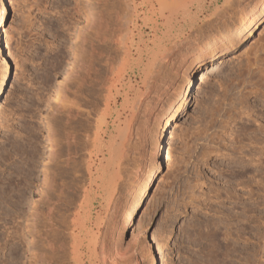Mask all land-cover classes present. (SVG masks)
<instances>
[{"label":"rangeland","instance_id":"374dc122","mask_svg":"<svg viewBox=\"0 0 264 264\" xmlns=\"http://www.w3.org/2000/svg\"><path fill=\"white\" fill-rule=\"evenodd\" d=\"M256 1L178 0L172 6L159 9L155 0H0L6 6L0 28V76L7 75L0 98V192L7 178H15L25 166L23 161L33 159L28 206L25 204L23 213L24 238L11 237L0 244V264L3 261L6 264H76L73 251L78 243L74 236L77 234L85 239L78 246L80 251H86L87 262L83 264H94L89 253L101 254L102 246L106 255L119 248V264H245V256H249L252 248H261L258 257L264 262V247L247 245L241 234L245 222L231 218V207L242 206L233 197L237 188L242 189L235 176L241 165L243 168L244 164L247 168L256 165L248 157L243 164L238 154L232 152L234 133L244 132L243 125L250 123L257 122V126L261 124L264 128V17L251 34L233 42H219L209 53L211 56L203 59L195 70L193 62L195 49L200 44L226 31ZM90 11L105 19L106 29H93L88 34ZM83 47L88 51L85 56L94 65V75L78 82L70 71ZM169 58H173L174 71L171 81L151 105L155 108V117L150 132L144 140L141 136L133 139V146L138 142L141 145L132 147L136 152L131 151L127 160H119L116 173L107 148L114 149L118 137L119 147L122 145L133 106L148 93L147 80L157 75L158 67L153 65L160 64L164 69V64L170 65L166 63ZM152 69L156 74L149 75ZM202 69L207 72L206 77L193 84L168 128L167 135L171 131L168 136L173 142L169 140L172 145L165 146L164 165L156 170L132 222L126 225L124 211L137 198L140 183L162 157L157 152L158 129L170 115L164 112L170 102L177 101L185 73L189 70L194 81L200 78ZM101 74L103 78L100 76L99 80L97 75ZM117 91L119 121L111 111L104 135L103 127L98 129V125L106 109L105 98ZM60 94L74 99L79 115L87 112L90 116L86 133L89 144L73 155L67 168L61 164L64 155L58 156V171L62 172L56 176L53 190H48L55 203L48 217L42 212L35 222L29 213L36 198L41 196L44 170L50 166L48 154L55 141L53 128H61L56 118H65V113L55 112L63 103ZM82 94L90 97L86 96L88 103L97 99L96 107L91 102L95 109L92 110L90 103L84 104ZM67 106L65 100L63 107ZM246 118H250L249 123ZM97 131L98 150L94 146ZM254 135L253 132L249 142V136L243 139L247 143L262 141L248 148L257 153L264 146L261 140L264 132L260 139ZM168 146H171V156L167 160ZM90 159L94 160L95 168L89 175L86 162ZM110 183V190L105 192ZM85 190L90 198L80 208ZM257 197L260 201L264 198ZM40 206L45 211L44 204ZM262 209L257 210L264 212ZM78 211L83 219L81 228L76 221ZM7 227H13L12 231L15 228L11 223ZM238 231H242L241 237ZM157 242L163 246L164 260L158 254Z\"/></svg>","mask_w":264,"mask_h":264},{"label":"bare ground","instance_id":"6f19581e","mask_svg":"<svg viewBox=\"0 0 264 264\" xmlns=\"http://www.w3.org/2000/svg\"><path fill=\"white\" fill-rule=\"evenodd\" d=\"M146 1H150V0H146ZM155 1L158 2L159 9L160 8L162 9V8H167L166 6H172V3H176L178 0H155ZM170 1H171V3H169ZM160 3H162V4H160ZM163 4H164V6L162 7ZM173 9H175V8H173ZM121 10H123V9H121ZM5 12H6V6L3 4V2H0V28L4 24V14H5ZM97 13H99V12H97ZM122 13H124V11H122ZM90 15H91V18H90L91 20H90V22H89V24L87 26V29L88 28L90 29L89 31L87 30L88 34H90L91 33L90 31L93 30V29H98V30H101V31L106 29V27H107L106 23L107 22L105 21V19L101 15L97 16L92 11H90ZM122 16H124V15H122ZM263 17H264V0H258L255 3H253L251 6H249L248 9H246L238 19H236L234 22H232V24L230 25V27L228 29L226 27V29H227L226 31H223L219 36L215 37L214 39H210L207 43H204L203 45L200 44V46L195 49V54H194L195 57L193 59L194 70L201 65V63L203 62V59H205L206 57L209 56V53L211 54L215 50V46L219 42H223V41L227 40V43H229V42H233V41H235V40H237L239 38L241 39V38L247 36V34H251L252 31L254 30V28L257 26V24L261 21V19ZM119 25H120V21H119ZM122 27H124V26H122ZM122 27H119V29L122 28ZM94 31L95 30H93L92 32H94ZM98 36H99V34H98ZM119 36L122 37L123 35L119 34ZM120 44H122V43H120ZM87 52L88 51L86 50L85 47L81 48L79 56H77V59H76L74 65H73V67H72V69L70 71V75L74 79H77L78 82L79 81H86L87 77H91V76L94 75V73L92 71L93 70V66H94L93 63H92V60L85 56V54H87ZM110 59H108V62H106V63L109 64ZM160 59L163 60L162 58H160ZM166 59H167V57H166ZM172 60H173V58H169V61H167L166 63L169 62L170 65H168V67H167L166 66L167 64H164L165 67H166L164 69L160 66V64H159V66L161 68L158 69L159 66L154 63L155 65H153V66L154 67L155 66L158 67L157 70H156L158 72H156L155 69L154 70L152 69L154 73L150 72L152 74L149 73V75H154L156 73H157V75L152 76V78L150 76H148V77H150V81L148 82V80H147V83H148V85H146L147 89L145 88L146 90H148V93L143 95L142 98L138 97V98H140L139 100L137 99L138 101L136 100L137 102L133 106L132 116H131V119H130V123L127 125V130H126L125 136L123 138L122 145L119 147V144H121V143H119V137L117 135L118 141L115 142L114 149L112 148L113 146H109L107 148L108 151H110L109 153L111 154V157H112L111 159L114 162V166L113 167L115 168L116 173L119 171L118 170L119 169V163H120L119 160L121 158L122 159L123 158L126 159V156L128 154H130V152L132 151V147L137 145L136 142H135L136 145L133 146V142H134L133 139H135V137L138 139V137L141 136L140 138H143V140H144V138L147 136L146 134H148L150 132L149 131L150 124L152 123V120L155 117L154 116L155 115V108L152 107L151 105H152V103L154 104V102L156 103L157 94H159L160 91L162 90V88L166 87L165 85L169 81H171L170 78H171L172 70H173ZM158 62H157V64H158ZM200 73L202 75H200ZM206 75H207V72L204 71V69H202L199 72L200 78L198 77L196 80L193 81V78L191 77V72H189V70H188L185 73V75H184L183 86L181 85L182 87H180V89L178 91L177 101L175 100L174 103L170 102L168 107H167V109L165 110L164 114L170 113L169 118L167 119L165 124H163V123L160 124L162 126H161V128L158 129V142L159 143H158L157 152H158V156L161 154L162 160H160L161 158H159L158 159L159 160L158 164L154 168L149 170V174L140 183V192H139L137 198L129 206H127L126 210L124 211V219H125L126 225H129L132 222L133 214L138 209V207L140 206L141 201L144 198V195H145L148 187L150 186L151 182H153V179H154V177L156 175V170L158 168H160V165H164L162 163L164 162V158H165L166 153H167L166 152L167 149L165 150V146L168 143H169L168 145H170L171 144L170 142H173V141L170 140V138L168 136L171 133V131H169L170 133L168 135H167V132L169 130L168 128H169V126L171 124V121L173 120V116H174L176 110H178V108L180 106L184 105L183 103L186 100L191 88H193L192 87L193 84H195V82L197 80L198 81L199 80L203 81V79L206 77ZM95 76H96V74H95ZM100 76L102 77V74L101 75H97L99 80H100ZM118 77H119V68H118ZM6 82H7V75H6V73H4L3 75L0 76V98H1V95L3 93V89L5 87ZM143 83L141 85H143ZM143 94H144V92H143ZM82 95L83 96L81 98H82V101L84 102V104L88 103L87 97H89V96H87L86 94H82ZM98 95H100V94H98ZM91 96H94V94L91 95ZM67 97H66L65 94H60V98H59L60 102L64 103V101L66 100L68 102V106L66 108H64L63 107V103H60V105H58L56 107V109H55V112L57 114L65 113L64 114L65 118H64V120H61L62 119L61 116H59L58 119L56 118V120L58 122H61V128L60 127L59 128H55V126L53 128L55 141L51 143L49 154H48L50 166L48 168H46V170H44V173L46 171V174H45V176H44L45 178H43L44 180L42 182L44 185H42L43 188L41 189V192H40L41 196L39 195V197H37L38 199L36 198L37 201L35 202L34 206H31L29 214H30L32 220H35L36 218H39L40 214L41 215L44 214L45 216L48 217V215H49V213H50V211H51V209L53 207V204L55 203L54 202L55 200L53 199V197L51 196V194L49 193L48 190H50V189L53 190L54 185H55V178H56V176L58 174H60V172H62L61 170L58 171V168H59V166L57 165V160L59 159L58 156L60 154L64 155V157L62 158L63 162L61 164L64 165V168H67L66 165L68 164V162H70L72 157H74L73 155H75L76 153L80 152L81 149L83 151V149H85L87 144H89V143H87L88 135L86 133H88L87 131H89L88 119L90 118V116L88 117V115L86 114L87 112L86 113L82 112V115H79L80 111H78V106H75L76 102L74 101V99L73 100L67 99ZM89 99H90V97H89ZM91 99H93V98L91 97ZM132 101H134V100H132ZM91 102H92V104L94 106L98 103L97 99L94 100L95 104L93 103L92 100H91ZM91 102L89 101L90 104H91ZM93 105L91 106L92 110L95 109L93 107ZM105 105H106V109H105V112L103 114V118L101 120H99V125H98V129H101L103 127L102 131H103L104 135H106V131H107L108 126H109V124H108L109 122L107 123V118L110 117L111 111H113V114L114 113L116 114V120L119 121V92L117 91L116 94H109L105 98ZM113 107L116 109V111H115V109L112 110ZM89 113H91V112H89ZM83 114H84V116H83ZM236 115L238 116L239 114H236ZM246 119H247L246 122L250 120V118H246ZM249 122H247V123H249ZM58 124L59 123H57L55 125H58ZM243 127L246 128V129L243 128L245 130L244 132L242 131L243 134H242V132L238 133V131H236V133H234L235 136H234V139L232 140L233 143H234L233 144L234 147H233V151L232 152L238 154V160L239 161L241 160L243 162V164L245 162V158L248 157L249 158L248 160L255 161L256 165L254 164L255 166L252 165L253 167L247 168L246 165L244 164V168L241 165V167H242L241 170H238V173L235 172V174L236 173L237 174H236V176L234 175L235 176L234 180H236V182H239L238 184L241 185L240 187H242V189L240 188L241 190H238L239 188H237V190H236L237 192L235 191V194L233 193V195H234L233 197L236 198V200L241 201L242 206L240 207V206H238L239 205L238 204V205H234V206L231 207V211H232L231 218L234 219V220H236V219L242 220L243 223L245 222L244 223V227L243 226H242V228L240 227L241 229L244 228L243 229V233H241L242 231H240V232L238 231L239 233L237 232V235L239 234V237H241L242 236L241 234H243V238L245 239L247 245H250L252 247H253V245L254 246L256 245V246H258L260 248L261 246L264 247L263 246L264 245L263 244L264 243V239H263L264 231H260L261 228L264 227V215H262L260 213L264 214V212H260L259 213L260 210H257V209L264 208V198H263V200L261 199V201H260V198H258L257 196H264V152H263L264 151V146L262 144V147L260 146L261 149H259V151L256 150V152L258 151L257 152L258 154L261 152L260 155H258L260 157L256 159L257 153L253 152V150H252L253 148L252 147H253V143H254V145H255V143H258V145H259L260 142H255V141H257V139L254 140V142L251 139L252 143H247V142H249V138H252L251 136H252L253 132L255 133L254 137H256V138L259 137V139L261 137H263V135L261 136V133L264 132V128H263V126H261V124L259 126H257V122L254 123V124H251V123L247 124V125L245 124V125H243ZM256 131L258 132V134H256L257 133ZM122 134H121V136H122ZM121 136H120V138H121ZM215 136H216V134L214 135V137ZM247 136H249V137L247 138ZM101 137H102V135H101ZM254 137H253V139H255ZM81 138H82L83 141H81ZM211 138H212V136H211ZM243 138H245V139L247 138L248 141L247 140H246L247 142L244 141ZM98 139H99V131L96 132L95 138H94V146H95V148L97 150H98V146H99V144H97V143L100 142V141H98ZM163 139H164V141H163ZM171 139H172V137H171ZM242 139H243V141L245 143L242 141ZM259 139H258V141L264 140L262 138H261V140H259ZM77 140H79V143L76 145ZM169 140H170V142H169ZM141 142H142V140H141ZM261 143H262V141H261ZM249 144H252V145H249ZM138 145H141V144H139V142H138ZM250 146H252L251 147L252 149H248V148H250ZM169 147H171V146H168V154H167V158H166L167 160L171 156V155H169V152L171 151L169 149ZM137 148H139V147H137ZM258 148H259V146H258ZM254 149H255V147H254ZM134 152H136V150ZM237 154H235V155H237ZM30 158H32V157H30ZM122 159H121V161H122ZM23 162H24L23 165H25V166H22V169H20V172L17 174V176L15 175L16 176L15 178H7L8 182H5L4 187H3V189L0 192V220H3V222L0 224V228L1 227L4 228L3 230L0 229V231H2V232H0V244L2 242L6 243L8 241L7 239H9L11 237H15V239L16 238L17 239L21 238V240L24 238L23 237L24 233H22V229L24 228V227L22 228V224L24 223L23 222L24 221L23 220V213L25 212V204H26V201H27L26 198L28 197L27 193L30 191L29 189H31L30 188V182L32 180L31 176H32V172H33V159H28L27 161L25 160ZM252 164H253V162H252ZM93 165H94V160H92V159H90V160H88L86 162V167H87V170H88L87 172L89 173V175L91 174V172L95 168V166L93 167ZM111 170H113V169H111ZM113 176H114V174H113ZM236 177L237 178H241V180L238 179L239 181H237ZM243 177L244 178L247 177V180H245L246 178L244 179ZM113 179H115V178L113 177ZM110 185H111V183L108 185L107 188H104L105 192H108V190H110V189H108ZM231 189H232V187H231ZM82 196H83L82 201L79 204L80 208H82L87 203V199L89 197L88 196V190H85V193ZM109 197L111 198V194H110ZM256 197H257V199L259 201L257 199H255ZM254 199L257 200L258 203L254 202L253 201ZM70 202H71V199H70ZM70 202H68V203L70 204ZM40 204H44L45 211H41L40 210V207H41ZM43 208L41 207V209H43ZM235 208L240 209V210L239 211H234ZM261 211H264V210L262 209ZM42 212H43V214H42ZM77 215L78 216L76 218V221L78 222L79 227L81 228L83 219L81 218V213L79 211L77 212ZM45 216H43V217H45ZM24 217H25V215H24ZM49 218L51 219V217H49ZM36 220H35V222L38 221V220L37 221ZM10 223L13 224L14 227H15L13 231H12L13 227L12 228L11 227H7V224H10ZM34 227L36 228V225H34ZM9 228H11V229L9 230ZM74 236L76 237L75 240L77 239L76 241L78 242L77 243V247L73 251L74 260H75L76 264H78V263L79 264L86 263L87 260L84 259L85 255H86V251H80L79 250L80 247H78L79 245H83L81 243L84 242L85 239H80L79 238L80 234H77V235H74ZM71 238H72V236H71ZM61 242H62V240H61ZM75 244H76V242H75ZM62 245H63V243H62ZM100 245L102 246V244H100ZM156 245H157V249H158V252H159L158 254H161L162 259H163V255H164L163 246H161L158 242H157ZM258 247H255V248H258ZM101 248H102V253H101ZM101 248L99 250L100 251L99 253H101V254H97V252H95V251H91L89 253L90 260L94 259L95 263H96V261H98V262H100V264H119V250H118L119 248L118 247H117L118 249H116L114 247L116 249V250L114 249V253L111 254L109 252L110 254H108V255L105 254V251H106L105 247L102 246ZM103 248L105 249V251L103 250ZM246 248H247V246H246ZM86 249H87V247H86ZM252 249H249L250 251L247 250L249 252V256H247L248 254L245 256V257H247V258L244 259L245 264H264L263 260H261V258L258 257V254L261 253V248H260V250L253 249V251H252ZM108 251L109 250H107V252ZM263 251H264V248H263L262 252ZM111 252H113V251H111ZM4 255H6V254H4ZM40 258H42V257L40 256ZM162 259H160V260H162ZM1 264H6V262L3 261Z\"/></svg>","mask_w":264,"mask_h":264}]
</instances>
